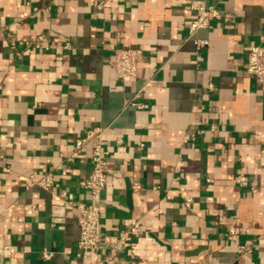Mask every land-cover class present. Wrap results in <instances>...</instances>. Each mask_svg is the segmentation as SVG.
<instances>
[{
	"label": "crops",
	"instance_id": "0c3cea01",
	"mask_svg": "<svg viewBox=\"0 0 264 264\" xmlns=\"http://www.w3.org/2000/svg\"><path fill=\"white\" fill-rule=\"evenodd\" d=\"M95 1L0 0V245L20 252L13 264L83 263L79 212L52 225V191L87 198L91 147L73 149L103 127L94 259L131 229L120 264H264V82L246 71L264 0ZM195 3L235 22L192 35ZM119 47L142 50L135 77L111 65ZM47 171L51 189L33 181Z\"/></svg>",
	"mask_w": 264,
	"mask_h": 264
},
{
	"label": "built area",
	"instance_id": "2783aa9c",
	"mask_svg": "<svg viewBox=\"0 0 264 264\" xmlns=\"http://www.w3.org/2000/svg\"><path fill=\"white\" fill-rule=\"evenodd\" d=\"M95 5L100 8L102 4L96 0ZM194 7L198 10V14L190 25V33L192 35L200 28L209 27L215 20L223 19L227 23H233L236 19L233 14L222 15L218 9L214 7L207 8L204 4L195 3ZM196 43L198 46H202L208 44V41L197 39ZM141 56V49L119 47L114 50L111 65L115 68L121 80L135 77L138 73V64ZM246 71L257 81L264 82V43H257L250 47ZM210 89H214L212 84ZM133 104L143 107V104L140 103L133 102ZM212 130L216 131V127L213 126ZM105 131L106 129L103 127L87 129L83 136L76 140L73 149L74 154H79L86 152L91 147L92 167L87 177L81 181L87 198L77 201L65 199L52 191V225L65 222L69 207H74L79 212V255L83 259L82 264H120L118 253L124 249L126 240L132 233L131 229L125 230L120 239L115 244H111V250L102 260L93 258L97 252L107 246L101 233L102 192L108 184L109 151L104 147ZM65 156L67 160L73 159L72 155ZM236 180L241 186L249 185V179L246 175H238ZM33 181L46 189H51L53 186L52 172L47 171L41 178H33ZM139 186V184L135 185V188L137 189ZM185 200L191 202L192 197L187 195ZM228 232L229 237L233 239L235 229L230 227ZM242 248H246V246H242ZM19 254L20 252L15 251L10 245H0V264H13V258L19 257ZM53 254L54 251H44L43 257L50 259Z\"/></svg>",
	"mask_w": 264,
	"mask_h": 264
}]
</instances>
